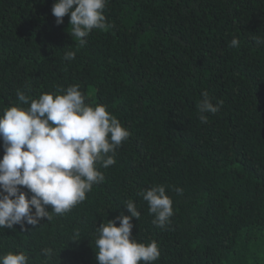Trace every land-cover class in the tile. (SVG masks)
I'll use <instances>...</instances> for the list:
<instances>
[{
	"label": "trees",
	"instance_id": "obj_1",
	"mask_svg": "<svg viewBox=\"0 0 264 264\" xmlns=\"http://www.w3.org/2000/svg\"><path fill=\"white\" fill-rule=\"evenodd\" d=\"M54 2L0 0V114L29 106L17 90L38 98L79 85L130 135L113 165H96L104 180L84 201L36 225L0 228V256L99 264L96 227L130 215L131 200L140 212L132 238L160 251L152 264H264V0H108L105 28L84 44L69 15L56 23ZM204 91L223 101L207 123L198 118ZM157 185L173 207L163 228L140 195Z\"/></svg>",
	"mask_w": 264,
	"mask_h": 264
},
{
	"label": "clouds",
	"instance_id": "obj_2",
	"mask_svg": "<svg viewBox=\"0 0 264 264\" xmlns=\"http://www.w3.org/2000/svg\"><path fill=\"white\" fill-rule=\"evenodd\" d=\"M107 3L108 0H55L51 11L57 24L69 15L70 34L84 44L93 29L105 28L103 10ZM230 46L238 47L239 41L233 38ZM74 58L75 52L65 53L66 60ZM17 99L29 106L13 105L0 114V139L4 142L0 158V228L23 226L25 221L36 225L42 218L51 220L50 212L63 214L84 201L93 184L104 180L96 165H113L116 148L130 135L106 106L86 103L79 85H70L56 94L45 92L38 98L17 90ZM222 104L223 101L214 104L209 93L202 92L200 122L207 123L206 113H217ZM21 186L32 193L31 198L21 191ZM176 192L182 194V189ZM140 195L148 202L149 213L154 214V225L163 228L170 222L173 207L165 186H153ZM125 206L130 215L122 213L96 227V259L99 264H152L160 256L158 245L132 238V218L139 220L140 212L131 200ZM43 251L45 256L52 253L51 249ZM28 259L24 252L10 251L0 256V264H28Z\"/></svg>",
	"mask_w": 264,
	"mask_h": 264
}]
</instances>
